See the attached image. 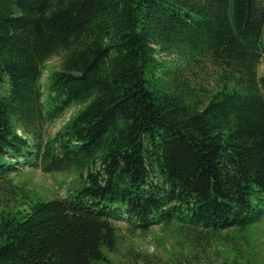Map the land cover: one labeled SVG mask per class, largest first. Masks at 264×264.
Segmentation results:
<instances>
[{
    "label": "trees",
    "instance_id": "obj_1",
    "mask_svg": "<svg viewBox=\"0 0 264 264\" xmlns=\"http://www.w3.org/2000/svg\"><path fill=\"white\" fill-rule=\"evenodd\" d=\"M263 58L264 0H0V192L19 204L0 212V264H111L116 222H259ZM206 63L223 70L212 89ZM20 166L83 184L47 201L13 183Z\"/></svg>",
    "mask_w": 264,
    "mask_h": 264
},
{
    "label": "rangeland",
    "instance_id": "obj_2",
    "mask_svg": "<svg viewBox=\"0 0 264 264\" xmlns=\"http://www.w3.org/2000/svg\"><path fill=\"white\" fill-rule=\"evenodd\" d=\"M61 60L60 55H54L45 63L41 80L45 98L51 75L59 69ZM222 71L209 63L193 69L197 82L208 89L214 87ZM263 73L264 58L259 66V74ZM83 108L73 106L46 126L45 138L55 136ZM11 178L13 183L34 190L47 201L64 198L83 184L75 170L47 174L20 166ZM17 206L12 195L0 192V212ZM116 226L118 244L113 253H108L111 264H264V217L245 229L216 235H207L177 222L154 226L147 233L133 232L125 222H116Z\"/></svg>",
    "mask_w": 264,
    "mask_h": 264
}]
</instances>
